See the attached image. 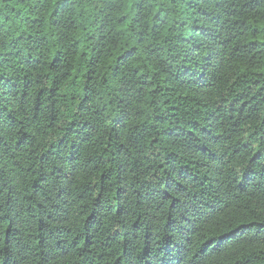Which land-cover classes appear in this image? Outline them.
<instances>
[{
    "label": "trees",
    "instance_id": "16d2710c",
    "mask_svg": "<svg viewBox=\"0 0 264 264\" xmlns=\"http://www.w3.org/2000/svg\"><path fill=\"white\" fill-rule=\"evenodd\" d=\"M0 264H264V0H0Z\"/></svg>",
    "mask_w": 264,
    "mask_h": 264
}]
</instances>
